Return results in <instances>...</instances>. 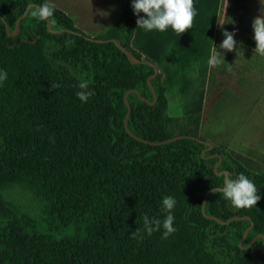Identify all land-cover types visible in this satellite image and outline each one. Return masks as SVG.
I'll return each mask as SVG.
<instances>
[{"label": "trees", "instance_id": "obj_1", "mask_svg": "<svg viewBox=\"0 0 264 264\" xmlns=\"http://www.w3.org/2000/svg\"><path fill=\"white\" fill-rule=\"evenodd\" d=\"M32 3L9 35L15 19ZM53 15L40 20L37 5ZM137 16L127 4L103 34L88 39L47 0H0V264H251L264 237V171L246 167L197 134L201 114L169 116L161 73L130 45ZM70 42V43H69ZM126 52L150 63H130ZM210 78V76H209ZM81 80L87 82L83 90ZM212 80V78L210 79ZM53 85H59L53 87ZM77 91H86L81 102ZM224 171L258 188L256 206L237 208L221 189ZM175 197V231L148 235L143 216L163 219L161 199ZM247 215L249 219L241 216ZM252 223L242 238L244 229ZM263 236V237H262ZM264 264V243L254 253Z\"/></svg>", "mask_w": 264, "mask_h": 264}, {"label": "crops", "instance_id": "obj_2", "mask_svg": "<svg viewBox=\"0 0 264 264\" xmlns=\"http://www.w3.org/2000/svg\"><path fill=\"white\" fill-rule=\"evenodd\" d=\"M47 1L65 12L78 29L91 37L107 31L116 22L125 6L130 3V0ZM207 5L205 22L199 18L198 11L193 5L196 15L193 17L192 28L181 34L174 32L170 27L163 32L155 29L145 31L137 27V24L134 27L130 45L141 56L152 60L161 73L166 100L165 113L169 116L200 113L202 122L206 118L207 102L210 104L208 110L226 109V106L219 105L223 98L215 96L220 81L219 76L224 74L228 81L235 78L238 86L232 84L230 92L224 93V102L231 103L233 111L246 108L254 112L258 108L260 94L257 85L260 84L255 81L254 85L258 91L251 101V94L248 91L249 73L242 71V66L239 70H229L233 65L230 66L232 61L228 55L229 59L220 58L215 68L214 64L208 63L214 51L212 43L217 48V34L222 21L217 5L213 12ZM263 84L264 82L262 86ZM210 93L212 94L209 95ZM262 95L264 96V86Z\"/></svg>", "mask_w": 264, "mask_h": 264}, {"label": "rangeland", "instance_id": "obj_3", "mask_svg": "<svg viewBox=\"0 0 264 264\" xmlns=\"http://www.w3.org/2000/svg\"><path fill=\"white\" fill-rule=\"evenodd\" d=\"M193 5L198 11L199 18H202L204 22L206 5L211 8L212 12L217 5L222 21L217 34V56L222 60L231 58L230 66H233L232 68L228 67L229 70H239L242 66L241 70L249 73L248 91L251 94V101L258 91L257 87H259L260 94L256 111L251 112L246 108L233 111L232 104L225 103L223 99L224 93L232 88V84L238 87L237 80L232 78L228 81L225 77L226 74L220 75L221 79L219 78L215 96L223 98L219 105L226 106V109L208 110L210 104L207 102L206 118L201 122L197 134L209 138L207 140L229 150L249 169L262 172L264 171V96L262 95L264 51L255 48L252 24L256 18L264 22V0H193ZM223 30L234 32V39L238 41L232 51L219 48L223 39ZM255 81L260 86L256 87Z\"/></svg>", "mask_w": 264, "mask_h": 264}, {"label": "clouds", "instance_id": "obj_4", "mask_svg": "<svg viewBox=\"0 0 264 264\" xmlns=\"http://www.w3.org/2000/svg\"><path fill=\"white\" fill-rule=\"evenodd\" d=\"M130 6L133 14L137 16V27L145 31L155 29L163 32L170 27L174 32L181 34L185 30L192 28L193 17L196 15V10L193 7V0H130ZM140 13L145 15H139ZM34 15L40 20L47 19L53 15V8L47 4L42 5ZM252 28L255 48L264 51V22L256 18L253 21ZM222 35L223 39L220 42L219 48L228 51L234 50V46L238 44V41L234 39V32L223 30ZM212 48L214 49L213 55L208 61L210 65L220 62L216 55L218 52L217 48L213 46V43ZM7 78L8 72L0 68V85H3ZM58 86L59 85H53V87ZM86 87L87 82L81 80L78 84V88L83 90ZM76 96L82 103L87 102L88 94L86 91H77ZM221 191L224 199L237 208L247 209L256 206V202L261 198L258 194L257 186L243 173H239L235 177L225 176L223 178V187ZM176 203L175 197L165 195L161 199V209L164 213L162 220L150 218L147 214L143 216L144 230L148 235L162 229L161 237L167 238L175 231L172 210L176 206Z\"/></svg>", "mask_w": 264, "mask_h": 264}, {"label": "water", "instance_id": "obj_5", "mask_svg": "<svg viewBox=\"0 0 264 264\" xmlns=\"http://www.w3.org/2000/svg\"><path fill=\"white\" fill-rule=\"evenodd\" d=\"M31 4H32V3L27 4L26 7H25V9H24V11H23V12H22V13H21V14L15 19V21H14V28H13V30H12L11 32H10V31L8 30V28L6 27V31H7V33H8L9 35H13V34H15V33L17 32V23H18V22L20 21V19L26 14V10L29 8V6H30ZM39 8H40V6L37 5V9H39ZM45 20H46V26H47L48 30H50V26H49L48 18L45 19ZM87 38L90 39V40H93V41H103L102 39H99V38H96V37H91V36H90V37H87ZM126 57H127L128 61H129L130 63H136V62L150 63L149 61L144 60V59H137L134 55H132V54L129 53V52H126ZM155 71H156V69L154 70V72H153L152 74H150V75H148V76L146 77V84L148 85V87H149V89H150V91H151V94H152V99H151V100H149V99H147L145 96L141 95V94L139 93V91H138L137 89H135V88L127 89V90L124 92V94H123V101H124V103H125V105H126V112H125V115H124V117H123V126H124L125 131H126L130 136H132V137H134V138H136V139H138V140H140V141H143V142H146V143H149V144H154V145H159V144H162V143H165V142H170V141H172V140H175V139H178V138H181V137H189V138L195 139V140H197V141H199V142H201V143H204L207 147H212V146L214 145L213 142H211V141H209V140H207V139H201V138H199L198 136H195V135H189V134H176V135H173V136L168 137V138H166V139L157 140V141H152V140H146V139H144V138L138 137V136H136L135 134H133V133L130 131V129H129L128 125H127V118H128L129 113H130V104H129L128 100H127V94H128L129 92H134V93H136V95H137L140 99H142V100L145 101L146 103H148V104H153V103L155 102V100H156V93H155V90H154L152 84L150 83V79L154 76ZM225 176H228L227 173H226V171H224V177H225ZM215 189H222V188H221V187H212V188H208V189L204 192L203 197H202V200H201V213H202L204 216H206L207 218H213V219H215V220L218 221L219 223H227L230 219H235V218L240 217V216H236V215H234V216L229 217V218L226 219V220H222V219H220V218H218V217H216V216L205 214V212H204V201H205V198H206V196H207V193H208L210 190H215ZM241 217L249 219V216H247V215H243V216H241ZM251 226H252V223L250 222L249 225L244 229V231H243V235H242V238L239 240L238 244L241 243V240L245 237V235H246V233H247V230H248ZM262 237H263V236H262ZM263 243H264V237H263V241H262V243L259 244L257 247H255V248L253 249L252 253H251V260H252V263H251V264H255V258H254L255 250H256L259 246H261Z\"/></svg>", "mask_w": 264, "mask_h": 264}]
</instances>
